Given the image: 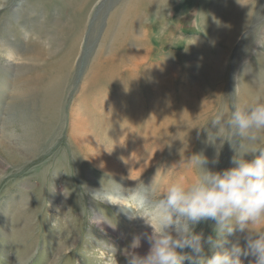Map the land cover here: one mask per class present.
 I'll list each match as a JSON object with an SVG mask.
<instances>
[{"label":"rangeland","instance_id":"obj_1","mask_svg":"<svg viewBox=\"0 0 264 264\" xmlns=\"http://www.w3.org/2000/svg\"><path fill=\"white\" fill-rule=\"evenodd\" d=\"M218 1L0 0V264H104L99 253L108 244L118 250L117 258L124 264L119 252L130 245L134 236L150 234L152 229L143 218L129 219L120 204L103 201L125 197L126 202L121 204L125 209L146 216L150 205L140 204L139 197L147 200L151 192L158 197L180 177L187 181L197 178L198 170L188 160L194 153L203 152L213 171L233 166L234 150L228 143L220 151L219 163L211 164L216 148L207 143L208 132L199 127L206 126L220 111H230L234 99L243 105L264 97V91L247 94L245 103L241 88V84L256 88L255 83L264 87V63H257L253 57L258 50L264 52V0ZM145 4L153 7L150 12L143 11L145 21L134 27L136 13L131 12ZM250 4L248 13L242 14L244 24L248 17L250 22L244 28L242 23L239 25L230 47H213L209 41L213 18L217 16L223 22L227 9ZM129 14L123 29L122 17ZM175 25L183 43L166 35ZM142 28H147L148 40L140 50L148 46L144 51L150 48L153 55L140 69H126L130 65L125 63L129 60L128 50H137L133 39L142 38ZM189 48L192 52H185ZM111 52L120 64L108 74L111 69L107 65L102 71L98 68ZM170 67L176 70L177 79L172 90L163 86L161 91L157 77L162 74L165 81L164 74L169 75ZM213 71L216 76H212ZM30 78L38 85L22 96L21 88ZM238 82L239 96L234 98L231 94ZM192 105H197L196 111ZM77 110L88 122L89 133H98L96 142L120 165V172L94 165L74 141L71 120ZM120 111L134 122H114L113 117ZM152 112L160 118L170 117V134L168 131L159 141L151 142L138 164L121 159V151L113 153L122 130L133 126L134 134L141 132ZM131 114L141 117V121ZM186 118L191 123L182 127ZM112 121L115 127L110 125ZM182 161L183 165L177 166ZM137 165L145 166V173L130 179V172L140 168ZM92 192H96L94 198ZM99 211L112 225L91 223L94 212ZM148 223L159 228L154 219ZM253 227L264 228V222ZM196 231L207 237L212 234V222H202ZM244 236L237 231L229 237L227 246L236 242L244 246ZM149 248L147 239L142 238L136 251L144 255ZM242 259L250 264L254 257Z\"/></svg>","mask_w":264,"mask_h":264},{"label":"clouds","instance_id":"obj_2","mask_svg":"<svg viewBox=\"0 0 264 264\" xmlns=\"http://www.w3.org/2000/svg\"><path fill=\"white\" fill-rule=\"evenodd\" d=\"M231 96H239V82ZM199 128L208 132L207 143L216 148L211 164L219 163L220 151L228 143L234 150L233 166L213 171L203 152L194 153L188 160L198 170L196 179L180 177L158 197L151 192L147 200L138 198L140 204L150 205L148 215H136L120 205L129 219L143 218L152 229L150 234L134 236L119 252L124 264H244L242 258L249 256L254 257L250 264H264V228L253 227L264 222V97L243 105L234 99L230 111H220ZM182 165L183 161L177 166ZM96 192H92L93 198ZM103 203L112 204L108 200ZM149 219L159 228L148 223ZM209 221L212 234L205 237L196 228ZM91 223L112 225L100 211L94 212ZM237 231L245 233L244 246L236 242L228 247L229 237ZM142 238L150 245L144 255L136 251ZM117 256L118 250L109 244L99 253L104 264H121Z\"/></svg>","mask_w":264,"mask_h":264},{"label":"bare ground","instance_id":"obj_3","mask_svg":"<svg viewBox=\"0 0 264 264\" xmlns=\"http://www.w3.org/2000/svg\"><path fill=\"white\" fill-rule=\"evenodd\" d=\"M135 1V0H134ZM142 1H145V0H141V3H142ZM156 1V0H155ZM217 1V0H216ZM220 1V0H219ZM218 1V2H219ZM259 1V0H258ZM257 1V2H258ZM263 1V0H262ZM151 2V1H150ZM224 1H222V3H223ZM127 3V2H126ZM139 3V2H138ZM152 3V2H151ZM177 3V2H176ZM217 3V2H216ZM231 3V2H230ZM234 3H236V2H234ZM233 3V4H234ZM263 3V2H262ZM133 4V3H132ZM131 4V5H132ZM152 4H154V3H152ZM152 4H145L142 8H139L138 7V9H137V11L136 10H133L132 12H131V15L133 14H135V16L133 17V20H132V24H133V26L134 25H136V23H138V25L137 26H139V25H141V24H143V22L145 21V19L143 18V11H144V14H145V12L147 13V12H150V8H152L153 6H152ZM159 4V3H158ZM218 4V3H217ZM249 4V3H248ZM139 5V4H138ZM161 5V4H160ZM172 5V4H171ZM220 5H223V4H220ZM219 5V6H220ZM239 5V4H238ZM237 5V7H235L234 9H227V11H225V12H227L226 13V15H225V17H226V19L222 22L220 19H218V18H216V17H214L213 18V20L211 21V28H210V31L209 30H207L208 28H206L205 29V27H204V29L205 30H207V31H209V41L213 44V47H217V46H219V45H221V44H226V46L228 47H230V44L233 42V39H234V34H236L237 32H238V27H239V25H241V23L243 24V28L244 27H246L247 25H248V23L250 22V18L248 17V19H247V21L245 22V24H244V22H243V17H242V14H243V11L245 12V13H248V11L251 9V6H252V4H250L249 5V7H247V6H245V7H241V6H238ZM256 5V4H255ZM263 5H264V3H263ZM3 6V5H2ZM218 6V5H217ZM230 6V5H229ZM158 7V6H157ZM230 7H233V5H231ZM230 7H228V8H230ZM168 8V7H167ZM170 8V7H169ZM236 8H238L237 10H236ZM156 9V10H155ZM154 10H155V12L157 11V8H155ZM218 9H221V6H220V8H218ZM127 10H128V8H127ZM169 10V9H168ZM171 10V9H170ZM175 10V9H174ZM119 11V10H118ZM152 11V10H151ZM121 12V11H120ZM123 12V11H122ZM158 12V11H157ZM167 12V11H166ZM169 12V11H168ZM127 13V12H126ZM160 13V12H159ZM163 13V12H162ZM165 13V12H164ZM171 13V12H170ZM224 13V12H223ZM129 16H130V14L128 15V16H125V17H122V20H123V29H124V26H125V22L127 21H129L128 20V18H129ZM169 16V15H168ZM119 17V16H118ZM145 17V16H144ZM147 17V16H146ZM117 18V17H116ZM120 18V17H119ZM127 18V20H125ZM156 18H157V16H156ZM168 18V17H167ZM131 19V18H130ZM164 19V18H163ZM203 19V18H202ZM169 20V19H168ZM211 20V19H210ZM154 21V20H153ZM160 21V20H159ZM202 22H203V20H202ZM201 22V23H202ZM145 23H147V22H145ZM223 23H224V26L222 27V25H223ZM148 24V23H147ZM154 24V23H153ZM115 25V24H114ZM145 25V24H144ZM163 25V24H162ZM201 25V24H200ZM210 25V24H209ZM245 25V26H244ZM122 26V25H121ZM146 26V25H145ZM150 26V25H149ZM130 27H132V26H130ZM135 27V26H134ZM142 27V26H141ZM140 27V28H141ZM161 27H163V28H165V25H163V26H161ZM160 27V28H161ZM201 27H203V26H201ZM162 28V29H163ZM113 29V28H112ZM122 29V28H121ZM127 29V28H126ZM132 29H133V27H132ZM136 29H138V28H136ZM152 29V28H151ZM203 29V30H204ZM134 30V29H133ZM140 30V29H139ZM142 30H143V28H142ZM203 30H202V32H203ZM128 31V30H127ZM153 31V30H152ZM168 31V34H167V32H166V35L167 36H169V37H171V38H175V39H179V29H178V27L175 25L173 28H171V29H168L167 30ZM130 32H131V30H130ZM139 32H141V31H139ZM144 33V34H143ZM143 36H142V38H139V37H135L134 39H133V43L135 44V45H133V46H137V48H135V49H137V50H133V49H131V51H129L128 49V54H129V60H128V62H125L126 60L124 59L123 61L127 64H130V65H128V68H126V69H130V67L129 66H134L133 68H132V70L133 71H135V70H138V69H140L141 68V66L142 65H144V64H146L149 60H150V58L152 57V55H153V52L154 51H152L150 48H149V50L150 51H144V50H146V49H148V46L144 49V50H140V48H143V47H145L146 46V42L144 41L145 39L146 40H148V33H147V28L146 29H144L143 30ZM111 35V34H110ZM138 35V34H137ZM150 35V34H149ZM165 35V34H164ZM152 37V36H151ZM106 39V38H105ZM108 39H110L109 37H108ZM107 39V40H108ZM112 39V38H111ZM197 39V38H196ZM179 40H181V42L183 41V39H179ZM187 40V39H186ZM191 40V39H190ZM198 40V39H197ZM111 41V40H110ZM195 41V40H194ZM105 42H107V41H105ZM131 42V41H130ZM187 42V41H186ZM110 43V42H109ZM108 43V44H109ZM148 43V42H147ZM183 43V42H182ZM130 44V43H129ZM189 44V43H188ZM191 44V43H190ZM110 45V44H109ZM126 44L125 43H123V46H125ZM111 46V45H110ZM191 46V45H190ZM189 46V47H190ZM127 48H128V45H127ZM134 48V47H133ZM186 49V48H185ZM194 49V48H193ZM126 50V51H127ZM214 50V49H213ZM216 50V49H215ZM198 51V50H197ZM217 51V50H216ZM108 52V51H107ZM185 52H189V53H191L192 52V50L189 48V49H187V51H185ZM214 52V51H213ZM132 53H133V55H132ZM142 53H145L146 55L145 56H141V54ZM197 53V52H196ZM264 52L263 51H261V50H258V51H256V52H254L253 53V57L254 58H256V61H257V63H260V62H263L264 63V56L262 55ZM107 55V54H106ZM193 55V54H192ZM194 55H195V52H194ZM184 57V55L182 56V58ZM253 57H252V59H253ZM69 58V57H68ZM181 60V59H180ZM123 61H122V63H123ZM207 65H209L210 64V61H208L207 60ZM66 63V62H65ZM124 63V64H125ZM189 63V62H188ZM120 63H118V61H117V59H116V56H115V54H114V52H111V54H109L106 58H105V60H101L100 61V63H99V65H100V67L98 68V69H100L101 68V71L102 70H104L103 68H104V65L106 66L107 65V67L108 68H110L111 69V71L110 72H108V70L106 71V72H108V74H110L111 72H113V71H116L117 69V66L119 65ZM125 64V65H126ZM149 65V64H148ZM151 66H153L154 64H150ZM264 65V64H263ZM65 66H67V65H65ZM71 66V65H70ZM69 66V67H70ZM121 66H122V64H121ZM62 67V66H61ZM68 67V68H69ZM127 67V66H126ZM59 68H60V66H59ZM64 68H66V67H64ZM124 68V67H123ZM175 68V67H174ZM224 68H225V62H223V66H222V70H224ZM173 69V67H170V70H169V75H166V74H164V77H166V80L164 81L163 80V77H162V74L161 75H159V77H157V82H158V85H159V88H160V90L162 91V88H163V86H166V89L167 88H171V90L173 89V84H174V82L176 81V79H177V72L175 73V71L174 70H172ZM178 69V68H177ZM179 69H181V68H179ZM179 69H178V71H179ZM131 70V69H130ZM51 71V70H50ZM53 71V70H52ZM52 71H51V73H52ZM57 71H58V69H57ZM57 71H56V73H57ZM54 72V71H53ZM105 72V73H106ZM129 72V71H128ZM257 72V71H256ZM48 73V72H47ZM58 73H59V71H58ZM212 73V76H216V74H215V71H213V72H211ZM40 74H42V73H40ZM52 74H55V72L54 73H52ZM52 74H50V75H52ZM107 74V75H108ZM47 76V78H50V77H48V75H46ZM168 77V78H167ZM46 78V77H45ZM244 78H246V74L244 75ZM48 80V79H47ZM249 80L250 81H253L252 80V77L251 76H249ZM47 82V81H46ZM46 82H44V84L46 83ZM21 83V82H20ZM43 83V82H42ZM44 84H43V86H44ZM59 84V83H58ZM37 83L36 82H34V80L33 79H27L25 82H24V85L22 86V88H21V91H22V96H25V94L24 93H26V91H30V90H35V88L37 87ZM46 86V85H45ZM53 86V85H52ZM54 86H55V84H54ZM255 86H256V88H254V87H252V84L250 85V86H248V85H246V84H244V85H242L241 84V88L243 89V94H244V96H243V99L245 100V103L247 102V100L245 99V97H246V95L247 94H251V95H257L259 92L258 91H264V87L263 86H260L259 84H256L255 83ZM41 87V86H40ZM56 87H58V85L56 86ZM59 87L61 88V86L59 85ZM57 89H59V88H57ZM98 89V88H97ZM251 90V91H250ZM25 91V92H24ZM51 91H53V90H51ZM58 91V90H57ZM165 91V90H164ZM167 91H169V90H167ZM245 91V92H244ZM166 92V91H165ZM170 92V91H169ZM52 93V92H51ZM56 93V92H55ZM166 93H168V92H166ZM175 93V92H174ZM169 94V93H168ZM57 95H59V94H57ZM171 95V94H170ZM55 96V95H54ZM20 97H21V94H20ZM57 99H55V101H56ZM169 100V99H168ZM171 100V99H170ZM53 103H54V101H52ZM172 102V101H171ZM186 103V102H185ZM171 105V104H170ZM184 105V104H183ZM191 105V104H190ZM148 106V105H147ZM186 106H189V104L188 105H186ZM197 106V105H196ZM196 106H194V105H192V108L196 111ZM171 107V106H170ZM177 107V106H176ZM191 107V106H190ZM50 110V109H49ZM153 111H156L155 109L153 110ZM194 111V112H195ZM199 111V110H198ZM197 111V112H198ZM57 113V112H56ZM190 113V112H189ZM189 113H187L186 115H189ZM200 113V112H199ZM116 114V113H115ZM154 113L152 112V114H150L151 115V117L149 118V120H146V123H145V125H144V129H142V131L141 132H138L137 134H134V127L133 126H131V127H129V126H127L126 128H124L123 130H122V133H121V135H120V137H119V140H118V145H117V147L116 146H114V147H116V149L114 150V152L113 153H115V152H117V153H120V151L122 152V155L121 154H119L120 156H121V159H129L130 161H133L132 162V164H138V162L140 161V155H142L143 153H144V151H145V149L150 145V143L151 142H153V141H159L160 140V138L161 137H163V135H166L165 133L166 132H168L169 130V125L171 124V119H170V117H165V116H163L162 118H160V116L159 117H157V116H155V115H153ZM156 114H159V112H156ZM172 114V113H171ZM177 114V113H176ZM132 115V114H131ZM163 115V114H162ZM167 115V114H166ZM133 116V115H132ZM139 116V115H138ZM168 116H169V114H168ZM174 116V115H173ZM184 116V115H183ZM191 116H193L192 114H191ZM197 116H199V114L197 115ZM46 117V116H45ZM134 118H138V117H136V116H133ZM140 117V116H139ZM148 117H149V115H148ZM175 117V116H174ZM176 117H177V115H176ZM188 117V116H187ZM190 117V116H189ZM203 116H201V118H202ZM47 118V117H46ZM179 119H180V117H178ZM200 118V117H199ZM103 119V118H102ZM110 119V118H109ZM111 119H112V117H111ZM141 117H140V119L138 118V121L137 122H140L141 121ZM186 119H188L187 121H186V123H184L183 124V126L182 127H184L185 125L187 126V125H190V123H191V120H190V118H186ZM197 119H198V117H197ZM113 120H114V122H118V123H121V124H125V122H127V121H129V122H131V123H133L134 121H131V117H130V120L128 119V116H126L125 114H121V111H120V113L119 114H117V115H115L114 117H113ZM175 120V119H174ZM183 120H184V118H183ZM201 120H203V119H201ZM101 121V120H100ZM176 121V120H175ZM175 121H173V122H175ZM198 121V120H197ZM103 122V121H102ZM113 122V121H112ZM114 122L113 123H111L110 125H112L113 127H115V124H114ZM181 122V121H180ZM199 122V121H198ZM197 122V123H198ZM203 122V121H202ZM182 123V122H181ZM180 123V124H181ZM99 124V123H98ZM106 124V123H105ZM117 124V123H116ZM174 124V123H173ZM179 123L177 124L178 126L180 125ZM196 124V123H195ZM192 125H194V124H192ZM197 125V124H196ZM196 125H195V127H196ZM71 126H72V138L74 139V141L78 144V146H82L83 148H84V150H85V153H87L88 154V158H89V160H90V162H92L94 165H96L97 167H99V168H101L102 170H105V171H113V172H116V173H118V172H120V170H119V167L118 166H120V165H118L116 162H114V161H112L111 160V158L108 156V154H107V152H106V150L102 147V146H100V145H98V143L96 142V139L95 138H98L99 137V135H98V133H95V135H93V134H90L89 132H90V126H89V124H88V122L85 120V118H84V116L77 110V111H74L73 113H72V120H71ZM117 127V126H116ZM181 127V126H180ZM188 127H190V126H188ZM187 127V128H188ZM97 128V127H96ZM174 128V127H173ZM121 129V128H120ZM178 129H179V127H178ZM198 130H199V128H197ZM98 130V129H97ZM114 130H115V128H114ZM117 130H119V129H117ZM189 130V129H188ZM193 130V129H192ZM187 131V130H186ZM195 131V130H194ZM97 132V131H96ZM176 132V131H175ZM182 132V131H181ZM184 132V131H183ZM188 132V131H187ZM197 132V131H196ZM173 133V132H172ZM177 133V132H176ZM180 132H178V134H179ZM190 133V132H189ZM169 134H170V131H169ZM187 134V133H186ZM186 136V135H185ZM94 137V138H93ZM102 137V136H101ZM184 137V136H183ZM113 144V143H112ZM85 145V146H84ZM3 146H1L0 147V153H1V148H2ZM10 147H11V145H10ZM36 148V147H35ZM35 150V149H34ZM33 150V151H34ZM129 150H132L131 152L129 151ZM36 151V150H35ZM7 153V152H6ZM36 154V153H35ZM9 155V154H8ZM8 155H6V156H8ZM116 155V154H115ZM131 155V156H130ZM5 157V156H4ZM149 157V156H148ZM141 165H137V167H140ZM150 166V162L146 165V167H149ZM121 168V167H120ZM145 166L144 167H140L139 169H137L136 171H131L130 173V175H131V178L130 179H135V176H138V175H142V174H144L145 173ZM122 196V195H121ZM123 198H125V197H123ZM122 197H119V196H117V197H112V198H108V200L109 201H111L112 203H114V204H122V205H124V203L126 202V200H124ZM152 224V223H151Z\"/></svg>","mask_w":264,"mask_h":264}]
</instances>
